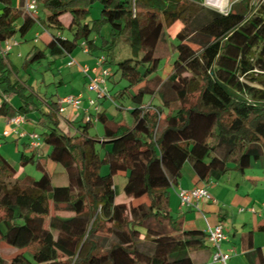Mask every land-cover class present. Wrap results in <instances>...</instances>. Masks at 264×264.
<instances>
[{
  "label": "trees",
  "instance_id": "16d2710c",
  "mask_svg": "<svg viewBox=\"0 0 264 264\" xmlns=\"http://www.w3.org/2000/svg\"><path fill=\"white\" fill-rule=\"evenodd\" d=\"M37 1L43 19L0 0V44L38 23L51 38L27 62L47 53L69 55L82 41L93 52L98 48L91 33L99 23L109 24L103 65L121 41L131 58L116 66L127 86L114 97L106 91L114 104L131 101L133 124L117 122L97 106L67 135L60 129L58 104H50L40 140L49 148L48 160L66 172L62 187L52 184L39 159H30L41 171L38 180L14 179L17 169L0 153V241L20 251L0 258V264H193L190 253L206 247V233L182 229L169 212V191L185 163L210 184L232 172L244 174L264 158V0L235 4L225 15L193 0ZM97 2L101 19L90 21ZM176 23L182 24L174 38L177 58L161 78L155 73L168 55L167 28ZM7 57H0V88L20 95L22 104L13 108L3 98L0 116L25 117L31 100L11 82ZM190 97L196 102L186 106ZM96 123L103 125V140L111 142L105 176L99 142L89 137ZM118 175L125 178L129 204L115 202Z\"/></svg>",
  "mask_w": 264,
  "mask_h": 264
},
{
  "label": "rangeland",
  "instance_id": "374dc122",
  "mask_svg": "<svg viewBox=\"0 0 264 264\" xmlns=\"http://www.w3.org/2000/svg\"><path fill=\"white\" fill-rule=\"evenodd\" d=\"M12 6L14 8H19L21 0H11ZM233 1V0H232ZM252 3V0H251ZM101 19V6L97 2L92 6L91 15L89 17L90 21H96ZM44 24V20L41 21ZM21 25V22H19ZM182 24L176 23L170 28H167V44H168V55L167 57H162L161 62L158 66V70L155 73L161 78L167 76L170 66L173 65L177 58L176 46L178 44L174 38H176L181 32ZM40 29V26L37 23L29 29L25 35H21L20 32H17L14 37L11 39L17 43V46L14 47L10 53L8 60L13 67V72L11 73L10 79L11 82L18 83L23 87L22 92L26 99L31 100V107H36V113L34 111H29L26 115L31 119V128H34L35 133L40 135L44 127L42 124H35L36 119L45 118L49 112V105L52 102H58L61 98L65 96H76L83 99V102H87L90 98L97 99L95 93L89 92L87 85L88 82H84V77L81 73H78L75 69L76 67H68L66 65L67 61H76L80 65H86L88 67H93L96 64V61L99 58H102L107 54L105 50L102 51L101 46L105 40H110L111 30L110 26L107 23H99L97 29L94 30L90 35V40L94 41L98 50L89 51V49L82 46L84 41L80 42L75 50L66 57L55 58L52 60L44 61H33L32 63L26 61L28 53L34 48H41V42L39 39L35 38L36 32ZM84 48L89 52L85 53ZM98 58V59H97ZM110 62L105 66L106 69L112 72L113 76L110 80L107 79L104 87L108 89L109 96L114 97L116 93L123 90L127 83L125 80L120 78L119 73L116 72V66L119 62L124 61L127 58H131V51L129 47L124 44L123 41L117 44L116 48L112 51ZM51 61V62H50ZM154 74V76H155ZM62 79V82H60ZM8 103L12 104L15 107H18L22 103L20 95L17 93L11 92L8 95ZM150 97L146 96L144 102L148 103ZM157 100L155 101V103ZM196 102V97H190L188 99L187 105H192ZM97 105L104 110L113 120L117 122H122V124L127 125L128 127L132 126L133 118L130 114L131 101L128 98L121 100H115V104L109 98H105L97 101ZM177 106V105H176ZM173 106V107H176ZM91 112L95 113V108L90 109ZM37 116H36V115ZM81 119V116H79ZM79 119V120H80ZM4 117H0V152L1 154L9 160L17 169H19L21 160L24 155V151L28 150L25 146L29 141L27 138L17 139L14 135H9L7 137H2V131L9 129V127L4 123ZM90 138H95L99 142L96 146V149L99 151L102 165L100 168L101 175L105 176L109 174V167L104 163L105 158L107 157V152L111 148L110 144H103V125L101 123H96L95 127L89 132ZM104 145V146H102ZM259 166L254 167L246 171V175H256L264 179V158L259 161ZM25 173L35 180H38L41 176V173L36 170L33 165H27L24 168ZM238 174L233 173L224 177L222 180L217 182L221 184L227 179L234 183V177H238ZM62 177L56 176L53 179L54 185L60 186L67 183H60ZM125 178L121 175H118L114 178V183L118 193H123V187L125 185ZM214 184V185H217ZM209 186V185H208ZM50 214L53 213L52 208L49 211ZM105 225V224H104ZM104 227V226H103ZM103 230L100 234H103ZM227 231L224 228V232ZM78 234H83V231H77ZM99 235V234H98ZM87 233L84 236L83 241L86 239ZM243 264H246L242 259ZM229 264V263H228Z\"/></svg>",
  "mask_w": 264,
  "mask_h": 264
},
{
  "label": "crops",
  "instance_id": "0c3cea01",
  "mask_svg": "<svg viewBox=\"0 0 264 264\" xmlns=\"http://www.w3.org/2000/svg\"><path fill=\"white\" fill-rule=\"evenodd\" d=\"M19 9L23 11L22 2ZM37 18H44V14L41 11L40 4ZM63 20L67 24L69 22L68 15L63 16ZM35 38L39 39L42 47L34 48L33 50H31L26 57V61L30 59L35 51H45V47L51 38L50 31H44L40 28L38 32H36ZM66 56L68 55L51 57L47 53V57L41 61L52 60L55 58ZM75 63L76 65L68 66L67 61L66 65L68 67L75 66V70L78 73H81L79 67H88L86 65H80L76 61ZM9 66L11 67L13 72V67L10 62ZM82 77H84V82L87 83L88 79L83 74ZM61 82L62 79H60L59 83ZM8 95L9 93H4L2 91V88H0V101L5 98L6 102L8 103ZM52 103L58 104V102ZM21 104L22 103H20L18 107ZM9 105L13 108H18L13 106L11 103ZM83 109H88L87 102H83L82 109L80 110L67 108L63 114L58 115L60 119V129L64 133H66L67 135L75 134L77 127L76 124L80 119L79 116L82 117L84 115ZM28 110L34 111L36 113V107L29 106ZM49 111H51L50 105ZM8 118L9 117H4L5 124ZM25 118L26 123L21 126L20 132L25 134V136L21 138L28 139L27 135L29 133L35 132V130L30 126V121L32 118H29L26 114ZM47 122L49 121L46 116V119H36L35 124H42L45 129ZM40 143L41 147L36 150H32L29 148V141L26 143L25 147L28 150L24 151V164L21 160L19 169L15 167L17 169V173L14 179H22L24 177L33 178L25 173L24 168L27 165H33L36 170L41 173V171L36 167V164L34 162H30V159H39V161L46 166V170L49 171L53 185V179L55 175L62 177L60 183H67V175L65 170L59 164H55L48 160L47 154L49 148L45 143L42 142V140H40ZM4 158L7 160L6 157ZM246 171L244 172V174H239L237 172L230 173L238 174V177H234V183H232L230 179H227L221 184H217V182L205 184L198 179L191 165L189 163H185L182 169V178L178 181L177 184L170 188L168 207L171 216L182 221V229L185 231H197L206 233L208 227H214L216 225H222L223 231L224 228H226L227 231L224 232L226 239L221 244V250L223 253L230 254V259L228 261L229 264H243L242 259L246 264H264V230H262V227H264V179L256 175H246ZM66 185L67 184L60 185L59 187ZM201 187L206 188L208 193L211 195L212 200L199 201L197 203V209L195 207H182L180 205L178 198L180 189L191 190ZM115 202L116 204H129L131 201L124 195V193L117 192ZM245 237L248 238L246 239ZM19 253V250L13 249L6 245L4 242L0 241V258L5 260L11 259ZM190 257L193 261V264H216L212 261V249L208 242H206V247L204 249L190 253Z\"/></svg>",
  "mask_w": 264,
  "mask_h": 264
},
{
  "label": "built area",
  "instance_id": "2783aa9c",
  "mask_svg": "<svg viewBox=\"0 0 264 264\" xmlns=\"http://www.w3.org/2000/svg\"><path fill=\"white\" fill-rule=\"evenodd\" d=\"M200 4L201 6L218 12L220 14H228L232 7L235 4L245 2L247 0H193ZM259 0H252V4H256ZM39 4L37 0H24L23 3V11L25 14L30 17L37 18L38 15ZM40 26V25H39ZM41 28V27H40ZM42 29V28H41ZM44 30V29H42ZM17 46L15 41L8 39L0 44V57H6L10 53V51ZM82 46L86 47L85 43H82ZM84 52L88 53L89 51L84 48ZM104 57L99 58L96 61L94 67H79L81 73L88 79V91L95 93L97 95V99H89L87 100L88 109L84 110L86 114L89 113V110L92 108L97 109V101L105 98H109L107 94V89L104 87L108 77L110 76V72L103 65ZM76 65L75 61H69L68 66ZM110 99V98H109ZM111 100V99H110ZM2 104V100L0 101V107ZM83 106V100L80 97L67 96L58 101V113L63 114L67 108H71L74 110H80ZM87 116V115H86ZM86 120L88 118L86 117ZM26 123V118L22 115H16L10 117L6 121V125L9 129L2 131V137H7L9 135H14L17 138H21L25 136L24 133L20 132V128L22 125ZM29 148L32 150L39 149L41 147L40 136L35 132L29 133ZM178 198L180 205L182 207H195L198 208V202L201 200L210 201L212 200L211 195L208 193L206 188H195L191 190L180 189L178 193ZM206 239L210 244L212 249V261L216 264H228L230 259V254L223 253L221 250V244L226 239L223 226L216 225L214 227H208L206 231Z\"/></svg>",
  "mask_w": 264,
  "mask_h": 264
},
{
  "label": "water",
  "instance_id": "95a60500",
  "mask_svg": "<svg viewBox=\"0 0 264 264\" xmlns=\"http://www.w3.org/2000/svg\"><path fill=\"white\" fill-rule=\"evenodd\" d=\"M103 144H111V142L110 141H103Z\"/></svg>",
  "mask_w": 264,
  "mask_h": 264
}]
</instances>
